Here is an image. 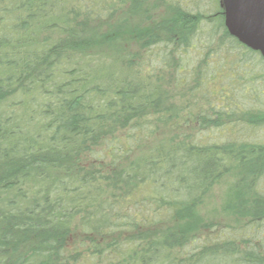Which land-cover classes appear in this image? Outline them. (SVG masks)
Returning a JSON list of instances; mask_svg holds the SVG:
<instances>
[{
	"label": "trees",
	"instance_id": "1",
	"mask_svg": "<svg viewBox=\"0 0 264 264\" xmlns=\"http://www.w3.org/2000/svg\"><path fill=\"white\" fill-rule=\"evenodd\" d=\"M263 106L221 0H0V264H264Z\"/></svg>",
	"mask_w": 264,
	"mask_h": 264
},
{
	"label": "rangeland",
	"instance_id": "2",
	"mask_svg": "<svg viewBox=\"0 0 264 264\" xmlns=\"http://www.w3.org/2000/svg\"><path fill=\"white\" fill-rule=\"evenodd\" d=\"M250 104V101H249ZM264 110V106L262 107ZM247 118V117H245ZM249 119V118H247ZM244 122V121H241ZM239 123L238 125L242 128L245 127V123ZM237 125V126H238ZM249 127V126H247ZM246 128V127H245ZM189 133L190 129L188 128ZM170 134V130H168ZM173 134V129H172ZM242 137L240 136V139L242 140H253V139H264V126L262 129L254 130L252 128H246V130L242 131ZM156 136V135H155ZM202 136H204V140L206 142H211L215 140L223 141V136L218 137V134L216 131L208 130L207 132H202ZM159 138H150L148 141L142 143V148H147L152 146L156 143V141ZM238 183V178L235 175L233 171H230L229 173H226L223 175L208 191V193L203 198L201 204L198 206V211L200 215L206 219V221L217 223V225H224L226 227L228 226H237L240 225L243 220L242 219H236L231 214L225 211L224 205L233 197L234 194V188ZM262 196H264V174L261 177V179L258 181L257 186ZM225 229L222 231V233H226L231 228H221ZM212 236L215 235L214 232L211 234ZM256 238L250 236L249 239L252 240V243L260 244V247H264L261 245H264V224H261L259 227V230L257 231ZM258 240V241H257Z\"/></svg>",
	"mask_w": 264,
	"mask_h": 264
},
{
	"label": "water",
	"instance_id": "3",
	"mask_svg": "<svg viewBox=\"0 0 264 264\" xmlns=\"http://www.w3.org/2000/svg\"><path fill=\"white\" fill-rule=\"evenodd\" d=\"M221 5L229 34L264 59V0H221Z\"/></svg>",
	"mask_w": 264,
	"mask_h": 264
}]
</instances>
